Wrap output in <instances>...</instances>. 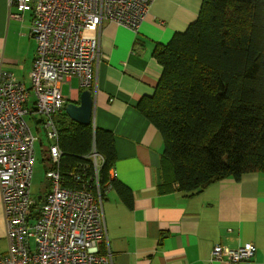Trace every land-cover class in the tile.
<instances>
[{"label":"crops","instance_id":"1","mask_svg":"<svg viewBox=\"0 0 264 264\" xmlns=\"http://www.w3.org/2000/svg\"><path fill=\"white\" fill-rule=\"evenodd\" d=\"M201 2L152 0L135 31L104 21L90 87H81L75 76L61 86L65 105L78 103L81 91L91 90V125L113 134L116 160L110 176L132 192L130 207L114 188L102 201L112 264H227L209 260L212 247L246 243L256 251L240 264H264V176L251 172L239 180L227 177L185 195L177 190L169 165H162L160 133L137 108L152 95L162 70L153 56L155 46L183 32L197 18ZM14 11L9 0H0V68L29 88L35 54L31 14L16 18ZM6 250L0 197V255Z\"/></svg>","mask_w":264,"mask_h":264},{"label":"trees","instance_id":"2","mask_svg":"<svg viewBox=\"0 0 264 264\" xmlns=\"http://www.w3.org/2000/svg\"><path fill=\"white\" fill-rule=\"evenodd\" d=\"M153 56L162 70L137 108L161 135L162 165H169L177 190L191 196L227 177L264 176V0H202L197 18L156 45ZM64 106L55 115L59 172L78 173L82 165L94 178L95 150L102 201L110 185L130 207L132 192L110 176L112 132L72 121ZM42 161L48 169L46 147Z\"/></svg>","mask_w":264,"mask_h":264},{"label":"built area","instance_id":"3","mask_svg":"<svg viewBox=\"0 0 264 264\" xmlns=\"http://www.w3.org/2000/svg\"><path fill=\"white\" fill-rule=\"evenodd\" d=\"M151 2L9 0L15 8L12 17L31 14L35 54L27 75L29 88L0 68V197L7 239L0 264H112L97 182L100 158L92 150L94 178L88 177L82 165L78 173L61 174L57 168L61 151L55 115L65 105L61 86L67 77L75 76L81 87H90L103 22L112 21L135 31ZM28 114L39 126L36 133L25 118ZM40 131L48 143L50 167L45 172L47 188L33 199L30 181ZM91 184H95V191ZM255 251L252 243L236 248L214 245L209 260L240 264L250 260Z\"/></svg>","mask_w":264,"mask_h":264},{"label":"rangeland","instance_id":"4","mask_svg":"<svg viewBox=\"0 0 264 264\" xmlns=\"http://www.w3.org/2000/svg\"><path fill=\"white\" fill-rule=\"evenodd\" d=\"M30 100H33V96L31 94ZM29 106H31V101L29 102ZM26 120L29 122L30 127L34 133L37 132L36 126L39 127L35 121L30 119V115H26ZM39 137H41L42 141L40 142L42 144V147L47 146V140L43 136V132H38ZM42 147L39 144V141H36L34 144V154H35V161L32 166V175H31V181H30V193L33 199H37L38 196H42L46 187H47V181L46 178V170L44 167V163L42 161Z\"/></svg>","mask_w":264,"mask_h":264},{"label":"water","instance_id":"5","mask_svg":"<svg viewBox=\"0 0 264 264\" xmlns=\"http://www.w3.org/2000/svg\"><path fill=\"white\" fill-rule=\"evenodd\" d=\"M94 96L90 89L81 91L78 103L68 102L64 106L67 116L74 122L82 125L92 124Z\"/></svg>","mask_w":264,"mask_h":264}]
</instances>
